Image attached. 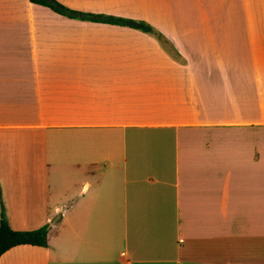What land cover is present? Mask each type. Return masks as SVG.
I'll list each match as a JSON object with an SVG mask.
<instances>
[{
  "label": "crops",
  "instance_id": "0c3cea01",
  "mask_svg": "<svg viewBox=\"0 0 264 264\" xmlns=\"http://www.w3.org/2000/svg\"><path fill=\"white\" fill-rule=\"evenodd\" d=\"M0 0V264H243L264 249V0ZM225 256V257H224Z\"/></svg>",
  "mask_w": 264,
  "mask_h": 264
},
{
  "label": "trees",
  "instance_id": "16d2710c",
  "mask_svg": "<svg viewBox=\"0 0 264 264\" xmlns=\"http://www.w3.org/2000/svg\"><path fill=\"white\" fill-rule=\"evenodd\" d=\"M30 1L36 5L48 7L52 11L71 19L116 24L120 26L130 27L133 29H138L146 33L156 34L158 38L162 42H164L163 36L159 34L156 30H154L149 24L143 21H135V20L122 19V18H115L111 16L84 13L68 8L65 5L58 2L57 0H30ZM48 234H49L48 226L34 231H15L11 228L5 213H3L0 222V258L5 253L18 246L31 245V246L47 248Z\"/></svg>",
  "mask_w": 264,
  "mask_h": 264
},
{
  "label": "rangeland",
  "instance_id": "374dc122",
  "mask_svg": "<svg viewBox=\"0 0 264 264\" xmlns=\"http://www.w3.org/2000/svg\"><path fill=\"white\" fill-rule=\"evenodd\" d=\"M236 253L230 258L238 259L243 264H264V249L260 244L249 243L248 246H240Z\"/></svg>",
  "mask_w": 264,
  "mask_h": 264
}]
</instances>
